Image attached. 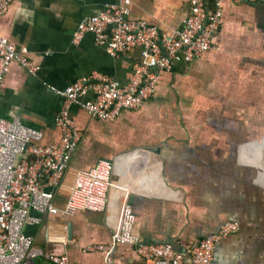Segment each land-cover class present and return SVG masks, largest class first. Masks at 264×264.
<instances>
[{
	"label": "crops",
	"instance_id": "crops-1",
	"mask_svg": "<svg viewBox=\"0 0 264 264\" xmlns=\"http://www.w3.org/2000/svg\"><path fill=\"white\" fill-rule=\"evenodd\" d=\"M116 0H16L0 18V34L40 66L29 75L13 62L0 82V117H18L56 145L55 117L61 89L92 73L125 83L139 49L109 56L91 34L78 43L79 22ZM130 20H144L169 34L180 25L186 0H129ZM16 8L29 13L17 14ZM212 47L188 63L162 72L154 96L111 122L77 107L82 132L55 202L62 205L77 172L99 160L110 163L104 212L43 215L24 233L42 255H66L73 264H102L124 204L134 215L132 232L144 243L174 248L214 233L224 222L237 232L215 244L213 264H264V4L221 3ZM86 99L92 98L89 93ZM70 226V238L67 236ZM117 264H148L133 247L115 246ZM187 264V261H185Z\"/></svg>",
	"mask_w": 264,
	"mask_h": 264
},
{
	"label": "built area",
	"instance_id": "built-area-1",
	"mask_svg": "<svg viewBox=\"0 0 264 264\" xmlns=\"http://www.w3.org/2000/svg\"><path fill=\"white\" fill-rule=\"evenodd\" d=\"M16 0H0V18ZM224 0H186V11L177 28L167 34L144 20H130L129 0H116L101 11L79 22L72 34L78 43L91 34L109 56L139 49L128 80L119 83L97 73L77 79L61 89L50 88L62 101L55 117L60 138L56 145H43V133L18 117H0V264H35L41 252L33 238L24 233L28 226L38 225L43 215L69 216L75 211L104 212L110 184V163L99 160L88 170L76 173L62 205L55 202L77 149L82 132L71 115V108L84 110L97 121L111 122L122 110L137 109L154 96L162 72L175 63H188L212 47L221 22ZM262 3L264 0H242ZM25 46H16L0 34V82L13 62L27 74L35 76L40 66L29 56ZM92 98L86 99V95ZM264 155V140H263ZM134 215L128 204L120 211L117 228L107 245L90 246L86 251L102 253V264H117L112 259L115 246L133 247L148 264H213L215 244L236 233L235 222H224L201 239L174 248L170 243H144L133 234ZM51 264H73L66 255H48Z\"/></svg>",
	"mask_w": 264,
	"mask_h": 264
},
{
	"label": "clouds",
	"instance_id": "clouds-1",
	"mask_svg": "<svg viewBox=\"0 0 264 264\" xmlns=\"http://www.w3.org/2000/svg\"><path fill=\"white\" fill-rule=\"evenodd\" d=\"M15 12L17 13V14H24L25 16H27L29 13H27V12H25L23 9H21V8H16L15 9Z\"/></svg>",
	"mask_w": 264,
	"mask_h": 264
},
{
	"label": "water",
	"instance_id": "water-1",
	"mask_svg": "<svg viewBox=\"0 0 264 264\" xmlns=\"http://www.w3.org/2000/svg\"><path fill=\"white\" fill-rule=\"evenodd\" d=\"M67 236H68V238H70V226L68 228Z\"/></svg>",
	"mask_w": 264,
	"mask_h": 264
}]
</instances>
